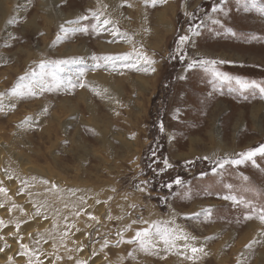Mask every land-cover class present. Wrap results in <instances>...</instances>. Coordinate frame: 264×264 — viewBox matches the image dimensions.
Listing matches in <instances>:
<instances>
[{
	"label": "rangeland",
	"instance_id": "1",
	"mask_svg": "<svg viewBox=\"0 0 264 264\" xmlns=\"http://www.w3.org/2000/svg\"><path fill=\"white\" fill-rule=\"evenodd\" d=\"M41 1L0 0V168L18 189L10 210L0 203L3 232L15 228L12 240L45 264L87 262L92 256L76 257L92 241L98 255L89 264H264V153L241 155L264 145V94L255 86L264 87V0ZM129 9L154 44V72L144 58L101 59L120 55L101 47L121 40L103 21L117 23ZM182 35L190 39L179 46ZM59 60L74 62L50 63ZM193 60L223 61L215 69L230 80L211 65L189 69ZM236 79L255 84L241 89ZM17 84L22 95L11 92ZM60 197L74 207H45ZM146 228L147 250L134 240ZM192 247L203 251L190 259ZM1 258L10 257L3 250Z\"/></svg>",
	"mask_w": 264,
	"mask_h": 264
},
{
	"label": "bare ground",
	"instance_id": "2",
	"mask_svg": "<svg viewBox=\"0 0 264 264\" xmlns=\"http://www.w3.org/2000/svg\"><path fill=\"white\" fill-rule=\"evenodd\" d=\"M103 1H106V0H103ZM165 1H163L164 3ZM42 5L45 6V0H42L41 1ZM93 3V2H92ZM100 5V4H99ZM129 6V4H127ZM132 7L134 8L136 6V4L134 3H131ZM91 6V5H90ZM97 6V5H96ZM92 9V8H91ZM97 8L93 9V10H96ZM100 9V8H99ZM128 11L130 12H127V11H124L122 10V14H121V19L116 23V19L114 18H110L109 17V21L110 23H108L106 25V28H109V31H110V35L113 34L115 37L114 38H120V42L118 43H112V45H107V44H103L101 48L107 50V54L108 55H111L114 53H117L116 51H120V55H123V54H126V53H130V52H127V49L128 48H131V52H132V58L133 57H136L137 60L138 58H144L145 56L150 58L151 60L153 61H157L155 57H153V54H152V49L154 48V44H151L149 41H147L144 37V34L143 32L141 31V29L138 27V26H135L133 24V15H135L136 19L137 20V16L136 14L134 13V11L132 9H129ZM96 12V11H95ZM131 12H133L134 14L131 15ZM38 15H34L33 18L30 20L31 22L35 21L36 18H37ZM116 17V16H115ZM157 17L160 19H165L166 17V13H164L163 11L158 13ZM119 17H117V20H118ZM121 21V23L119 24V22ZM121 26H123L124 28H128V31H125V30H122L121 29ZM122 27V28H123ZM123 28V29H124ZM132 30L134 31L133 33H135V35H133L131 32ZM131 31V32H130ZM136 36V37H134ZM108 37H110L108 35ZM112 37V35H111ZM135 38H137L135 40ZM119 41V39H118ZM124 51V52H123ZM142 54L140 56H138L137 54ZM119 55V54H118ZM117 55V56H118ZM119 55V56H120ZM252 59V58H251ZM122 61V60H121ZM109 62V61H108ZM111 65L113 63H110ZM147 65V63H143V65ZM155 64V63H154ZM110 65V66H111ZM144 65V66H145ZM109 67V66H108ZM148 67H153V65H148ZM1 144V143H0ZM6 145V144H5ZM3 147L4 146H0V153L3 152ZM2 158V155H0ZM24 167H22L23 171L24 170H29V168H31V165L30 164H27L24 163ZM21 167V166H20ZM33 167V166H32ZM4 169V168H3ZM6 169V167H5ZM4 169V170H5ZM9 170H15V168H12L11 166L8 167V173L7 174H11L13 171H9ZM6 174V173H5ZM6 174V175H7ZM0 188H4V189H7V192H0V203L2 204V208H3V205H6V209L4 211H8L10 209L7 210V206L10 207V204L11 203H14V202H17V200H15V198L17 197L18 194L17 190H14L15 189V186L12 182H15L14 179H11L9 177H4L3 174L1 173V168H0ZM40 182V181H38ZM27 183V179H25V184ZM28 186V184H26ZM31 191H33L34 193H37V194H40L41 196L39 197L38 195H36V197H38L39 199H42L44 197V193H40L38 191H36L35 189H32L31 188ZM49 194H46V196L44 197V199H48L49 196H47ZM15 197V198H13ZM25 198V197H24ZM19 199H21V202L24 201V203L26 202V200H24L23 198L19 197ZM75 204H78V202H74ZM0 206V207H1ZM45 207L47 209H50L51 211H61V212H66L65 211V208L66 207H74L73 203L70 202V201H67L66 199H62L61 197L56 199L55 201L54 200H49L46 204H45ZM4 209V208H3ZM12 213V211H11ZM101 213V212H100ZM4 214L3 211H0V217H2ZM1 219V218H0ZM7 219V218H6ZM45 219V218H44ZM43 221V219H41ZM39 221V227L41 228L42 226L45 225V222L48 220H44V223L42 221ZM50 218H49V221L50 222ZM4 221V220H3ZM8 221V220H6ZM47 222V223H48ZM5 221H4V224L3 225H0V227L2 228V230L0 231L2 234L0 236V247H3V250H4V253H5V256L7 257H10L8 261H4L5 259L4 258H1L0 261H4V263H0V264H30V261H31V264H45V262L43 263V261L41 259L37 260V259H34V258H25L24 256H22L24 253H27L29 252V250H32L34 252H37V254L39 255V252L38 250L35 249V245L33 246V249H21L20 247V243L19 241H13L12 240V237L15 236L17 237L18 233L17 230L12 229V230H4L3 232V228H4V225H5ZM7 224V223H6ZM34 224V223H33ZM32 225V223H31ZM52 228H51V233H58V230H59V227H58V224L57 223H53L52 224ZM11 226V225H10ZM33 226V225H32ZM37 225H34L33 228H35ZM32 228V230H34ZM102 228V227H101ZM26 233V232H25ZM27 234V233H26ZM39 234V233H38ZM28 235V234H27ZM85 235V234H83ZM81 235V236H83ZM16 238H14L15 240ZM79 239H81L79 237ZM27 241V239L24 241V243ZM79 241V240H78ZM80 242V241H79ZM81 243V242H80ZM84 243V242H83ZM185 241L181 242V246L185 245ZM85 244V243H84ZM87 247H86V246ZM84 246H82L84 248V250H82L81 253H79L78 257L76 258H79V259H82V258H89V255L92 256L90 259H88V261L86 262V264H89L88 262L92 260V258L95 256V246L92 247L93 245V241L92 242H86ZM81 247V248H82ZM189 249V248H186V250ZM15 252H19L20 253V256H17L16 255H13V253ZM97 252V251H96ZM1 253V251H0ZM99 253V252H98ZM98 255V254H97ZM96 255V256H97ZM96 256L94 258H96ZM103 256V255H102ZM21 257V258H20ZM28 257V256H27ZM28 259V260H27ZM104 259V257H103ZM106 259V258H105ZM82 261V260H81ZM97 262H100V260ZM107 263V262H105ZM103 264V263H101Z\"/></svg>",
	"mask_w": 264,
	"mask_h": 264
},
{
	"label": "snow or ice",
	"instance_id": "3",
	"mask_svg": "<svg viewBox=\"0 0 264 264\" xmlns=\"http://www.w3.org/2000/svg\"><path fill=\"white\" fill-rule=\"evenodd\" d=\"M149 0H145V3H148ZM151 3L153 4V6H155V4L157 3V0H151ZM213 11H217V8H213ZM259 11H261V13H264V7H261L259 9ZM92 15L97 19V21H99V16L93 12ZM79 19H87V17H80L78 18ZM78 20L77 21H69L68 23L69 24H72V23H78ZM10 23L12 21H9ZM110 23L109 20H104L103 21V24H108ZM62 27V31L64 32H68L70 31L71 29H67V28H64L63 26ZM199 28V25H196V26H190L189 28V31L192 32L193 35L195 34H198L197 32V29ZM60 37H58L59 39ZM190 37L188 35H182L179 37V46H182L184 45L185 43H187L189 41ZM178 46V48H179ZM138 56L142 55V54H137ZM132 56V53H126V54H123V55H120V56H104L102 57L101 59H103L104 61H114V60H128L130 59V57ZM94 59H97L96 57H94ZM144 59L147 61V64L148 65H154L155 61L151 60L150 58L148 57H144ZM181 59H183V56H181ZM74 61H70V60H59V61H52L50 63L54 64L55 67L59 68L60 65H66V64H70V63H73ZM217 63H223V61H215V60H193L192 62H190L187 67L189 69H192L194 67H197V66H205V65H211L212 66V71L214 72V74L219 77L220 79L222 80H230V78L225 75V74H222L220 73L218 70L215 69V65ZM101 65L97 64L96 67H100ZM45 67V62L44 61H41L40 63V68L43 69ZM61 71H63V69L61 68L60 69ZM145 71H148V70H151V71H155V68L154 67H151L150 69L149 68H145L144 69ZM32 75H35V73H32ZM54 75V73H53ZM24 79H26V76L24 77H20V80L23 81ZM235 83L239 86V88L241 89H247L251 86H253L255 84V82H248V81H244V80H240V79H236ZM81 87H83L84 85L81 84L80 85ZM256 87H258L260 89V92L262 94H264V87L260 86V85H255ZM23 87L22 84H17V86L15 88H13L11 90L12 94L13 95H16V94H23L20 89ZM3 94L0 93V96H2ZM257 152L259 153H264V145H261L259 148L257 149H250L248 150L246 153H242L241 155L245 158H252ZM205 159H207V157H205ZM229 161H224V163H228ZM231 163H235V164H239V163H242L243 160H232L230 161ZM165 165L166 166H170V165H167V161H165ZM223 166V164H221V167ZM2 183V182H0ZM175 184H180L181 183V180L180 178H177L175 181H174ZM172 185L169 184L168 187H171ZM0 192H7V189H4V188H0ZM230 197H225V199H228ZM232 199H235L234 197H232ZM93 219H95V217H92ZM247 218H251V217H247ZM259 218L261 219V221H264V209H261V214L259 216ZM4 224V221L2 219H0V225H3ZM17 228H19V224H17ZM156 234L160 236V238L162 240H164L165 244H171V240L169 239V230L168 229H161L159 226H157V231H156ZM150 231L149 229H143L141 231H137L136 232V235L134 237V240H138L139 243H140V246L141 248L147 250V245L151 243V240H150ZM22 239V238H21ZM185 239H187V237H185ZM129 243H132L133 241H128ZM35 243H39V241H35ZM106 246V245H105ZM22 249H28V245L27 244H22L21 245ZM0 251H3L2 248H0ZM203 249H198L196 247H192L191 248V252L193 253V257H189L190 259L191 258H194L195 257V254L197 252H202ZM29 252H31V255L32 256H35L37 260H39V255L32 251V250H29ZM57 259H60V257H57ZM30 264H31V261H30ZM77 264H86V262L84 261H77Z\"/></svg>",
	"mask_w": 264,
	"mask_h": 264
}]
</instances>
